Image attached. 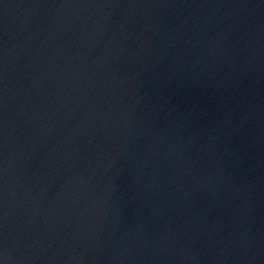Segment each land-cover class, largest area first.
<instances>
[{"label":"water","instance_id":"1","mask_svg":"<svg viewBox=\"0 0 264 264\" xmlns=\"http://www.w3.org/2000/svg\"><path fill=\"white\" fill-rule=\"evenodd\" d=\"M0 264H264V0H0Z\"/></svg>","mask_w":264,"mask_h":264}]
</instances>
